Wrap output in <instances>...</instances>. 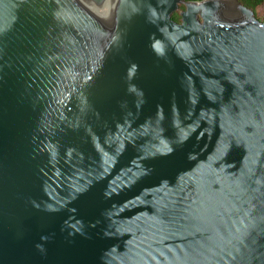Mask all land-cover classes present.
<instances>
[{
  "label": "water",
  "instance_id": "water-1",
  "mask_svg": "<svg viewBox=\"0 0 264 264\" xmlns=\"http://www.w3.org/2000/svg\"><path fill=\"white\" fill-rule=\"evenodd\" d=\"M0 264H264V22L0 0Z\"/></svg>",
  "mask_w": 264,
  "mask_h": 264
},
{
  "label": "trees",
  "instance_id": "trees-1",
  "mask_svg": "<svg viewBox=\"0 0 264 264\" xmlns=\"http://www.w3.org/2000/svg\"><path fill=\"white\" fill-rule=\"evenodd\" d=\"M185 1H201V0H185ZM235 1H237L243 7L251 10L256 20H258L259 22H264V17L260 18L259 15L257 14L258 9L264 8V0H235ZM183 10H185V6L179 5V9L171 14V19L176 23H180V19H181L180 12Z\"/></svg>",
  "mask_w": 264,
  "mask_h": 264
},
{
  "label": "rangeland",
  "instance_id": "rangeland-1",
  "mask_svg": "<svg viewBox=\"0 0 264 264\" xmlns=\"http://www.w3.org/2000/svg\"><path fill=\"white\" fill-rule=\"evenodd\" d=\"M257 14L259 15L260 18L264 17V8L258 9V13Z\"/></svg>",
  "mask_w": 264,
  "mask_h": 264
}]
</instances>
